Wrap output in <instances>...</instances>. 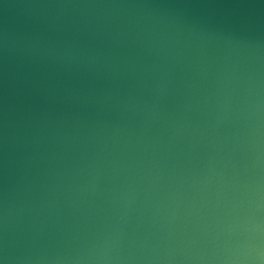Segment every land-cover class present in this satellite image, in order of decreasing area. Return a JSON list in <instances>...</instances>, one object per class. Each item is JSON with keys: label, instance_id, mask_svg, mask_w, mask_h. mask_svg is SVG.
Returning <instances> with one entry per match:
<instances>
[{"label": "clouds", "instance_id": "1", "mask_svg": "<svg viewBox=\"0 0 264 264\" xmlns=\"http://www.w3.org/2000/svg\"><path fill=\"white\" fill-rule=\"evenodd\" d=\"M0 264H264V0H0Z\"/></svg>", "mask_w": 264, "mask_h": 264}]
</instances>
